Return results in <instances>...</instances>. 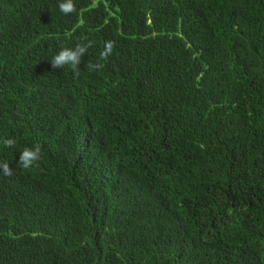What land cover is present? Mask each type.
<instances>
[{"label": "trees", "instance_id": "obj_1", "mask_svg": "<svg viewBox=\"0 0 264 264\" xmlns=\"http://www.w3.org/2000/svg\"><path fill=\"white\" fill-rule=\"evenodd\" d=\"M59 2L0 0V264H264V0Z\"/></svg>", "mask_w": 264, "mask_h": 264}, {"label": "clouds", "instance_id": "obj_2", "mask_svg": "<svg viewBox=\"0 0 264 264\" xmlns=\"http://www.w3.org/2000/svg\"><path fill=\"white\" fill-rule=\"evenodd\" d=\"M60 12L65 15L73 13L76 11V5L74 0H60L58 4ZM115 41L108 40L105 41L103 50L99 53V57L96 62H89L86 67L90 71H99L104 67V61H107L108 58L113 54L115 48ZM91 47V42L77 44L74 48L63 47L59 52L54 55L51 59V66L54 69L60 68L63 69L65 66H68L73 71V74L78 76L80 68L79 66L82 63L83 57L88 51V48ZM4 148H13L16 145L15 138H4L2 141ZM42 158V145L40 143H35L31 147H25L20 155L18 164L24 169H30L33 166L37 165ZM5 174H11V169L5 164L4 167Z\"/></svg>", "mask_w": 264, "mask_h": 264}]
</instances>
